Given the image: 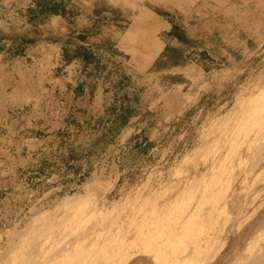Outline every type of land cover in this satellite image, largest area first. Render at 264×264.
<instances>
[{
	"label": "rangeland",
	"instance_id": "374dc122",
	"mask_svg": "<svg viewBox=\"0 0 264 264\" xmlns=\"http://www.w3.org/2000/svg\"><path fill=\"white\" fill-rule=\"evenodd\" d=\"M46 1L0 0V262L264 264V0Z\"/></svg>",
	"mask_w": 264,
	"mask_h": 264
},
{
	"label": "bare ground",
	"instance_id": "6f19581e",
	"mask_svg": "<svg viewBox=\"0 0 264 264\" xmlns=\"http://www.w3.org/2000/svg\"><path fill=\"white\" fill-rule=\"evenodd\" d=\"M253 85V84H252ZM257 86H259V85H257ZM256 86V87H257ZM254 87H255V84H254ZM259 88V87H258ZM262 89V90H261ZM250 91V90H249ZM252 91V90H251ZM250 91V92H251ZM252 95V94H251ZM254 96H250V98H252V99H254V98H256L255 100H262L263 99V97H264V85L262 84V86L259 88V91L256 93V94H253ZM240 96V95H239ZM248 98H249V96H248ZM245 101H246V99H245ZM251 101V100H250ZM260 101H259V104H258V108H256L255 107V110L257 111V112H259V110L262 108V106H260ZM256 103V102H255ZM241 106H243V105H241ZM247 106V105H246ZM253 106V108L252 109H250V107L249 108H247L245 111H243V112H240V115L237 117V119L239 120V118H240V120L239 121H242L243 119H245L246 120V115H250V114H252L253 113V111H255L254 110V105H252ZM264 108V107H263ZM240 109H242V108H240ZM250 110H252V111H250ZM241 111V110H240ZM264 112V111H263ZM245 113V114H244ZM262 113V112H261ZM260 113V114H261ZM258 115V114H257ZM246 116V117H245ZM253 116H255V115H253ZM262 115H260V117H261ZM250 117V116H249ZM263 117V116H262ZM257 118H259L258 116H257ZM264 118V117H263ZM234 119V118H233ZM244 120V121H245ZM258 120V119H257ZM250 121V120H249ZM254 122H256V121H254ZM223 123V122H222ZM253 123V122H252ZM263 124H264V121L262 122ZM240 124V123H239ZM259 125V124H258ZM262 125V124H261ZM255 126H256V124H255ZM262 126H264V125H262ZM240 127V126H239ZM238 127V128H239ZM259 128V126H256V128ZM261 127V126H260ZM255 129V131H253V133H252V136H254V138H257L259 135H257V134H259V131H261L262 130V128H260V130L259 129ZM239 130V129H238ZM249 130V129H248ZM263 131V130H262ZM251 133V132H250ZM261 134V133H260ZM263 134H264V131H263ZM263 134H261V135H263ZM241 136V135H240ZM264 136V135H263ZM241 138V137H240ZM252 138V137H251ZM252 140H254L253 138L252 139H250V141H252ZM258 140V139H257ZM261 140H262V138H261ZM249 141V140H248ZM250 141H249V143H250ZM247 144V143H246ZM252 144V143H251ZM250 145V144H249ZM247 146V149L249 150V146H248V144L246 145ZM264 146V145H263ZM250 149H252V148H250ZM253 150V149H252ZM259 151V150H258ZM258 157V156H257ZM261 159V158H260ZM222 162V161H221ZM256 163H257V161H256ZM255 164V163H254ZM191 177V176H190ZM260 178V177H259ZM228 181V180H227ZM198 184V183H197ZM183 187V186H182ZM203 189V188H202ZM212 192V191H211ZM189 195V194H188ZM146 196V195H145ZM180 196V195H179ZM223 197V196H222ZM216 198V197H215ZM143 200V199H142ZM147 201V200H146ZM145 202V201H144ZM176 204V203H175ZM154 206V205H153ZM186 206H187V204H186ZM166 207V206H165ZM162 208V207H161ZM156 209V208H155ZM146 210V209H145ZM172 210V209H171ZM171 210H169V211H171ZM143 212V211H142ZM138 213V212H137ZM155 213V212H154ZM169 213V212H168ZM170 214V213H169ZM176 214H177V211H176ZM143 216V215H142ZM160 216V215H159ZM176 216V215H175ZM167 218V217H166ZM169 218V217H168ZM134 219V218H133ZM176 219V218H175ZM211 219V218H210ZM153 220V219H152ZM163 220V219H162ZM185 220V219H184ZM138 221H140V220H138ZM147 221V224H148V222H150L151 224H152V222H156V220H154V221H151L150 219L148 220H146ZM145 221V222H146ZM169 221H171V220H169ZM132 222V221H131ZM172 222H173V220H172ZM187 222V221H186ZM133 223V222H132ZM147 224H144V225H141V227H139V225H138V229L136 230V232L134 233L135 234V236H132L133 237V239L134 240H136V239H143V240H150V239H152L153 240V237L156 235H154V232L156 231L155 229H153V226L151 227V225H149V227H148V225ZM159 224V223H158ZM157 224V225H158ZM173 224V223H172ZM203 224V223H202ZM175 225V224H174ZM185 225V224H184ZM200 225V224H199ZM130 226V225H129ZM169 226V225H168ZM183 226V225H182ZM184 227V226H183ZM182 227V228H183ZM39 228V227H38ZM158 228V227H157ZM168 228V227H167ZM170 228V227H169ZM175 228H177V227H175ZM174 228V229H175ZM181 228V229H182ZM185 228H186V226H185ZM191 228H193V227H191ZM173 229V228H172ZM184 229V228H183ZM35 230V229H34ZM155 230V231H154ZM158 230V229H157ZM166 230V229H165ZM167 230H169V229H167ZM167 230H166V232H167ZM187 230V229H186ZM197 230V229H196ZM201 230V229H200ZM164 231V230H163ZM171 232L173 231V230H170ZM182 231V230H181ZM199 231V230H198ZM33 232V231H32ZM35 232V231H34ZM40 232V231H39ZM169 232V231H168ZM202 232H203V230H202ZM131 233V232H130ZM156 233V232H155ZM173 233V232H172ZM188 233V232H187ZM30 234V233H29ZM90 234V233H89ZM126 234V233H125ZM133 234V233H132ZM170 235H172V234H170ZM169 235V236H170ZM23 236V235H22ZM24 236H26L25 235V233H24ZM44 236H45V234H44ZM174 236H175V234H174ZM178 236L179 237H181L179 234H178ZM198 236H201V235H198ZM31 236H29L28 237V239L27 240H29V238H30ZM177 236H175L174 238H176ZM187 237V236H186ZM203 237V236H202ZM178 238V237H177ZM18 239V238H17ZM23 239V238H22ZM46 238H39V240L37 239V241L35 240L33 243L32 242H30L31 243V245H32V247L33 248H31L30 247V253H29V250L27 249V252H23V250H25V248H23L24 246H25V242H23V244L21 243V241H20V243H18L17 245H16V247H15V251H17V250H19V252H18V255H17V253L16 254H13L12 252H10V253H12L16 258H17V260L19 259L21 262H23L24 264H50L51 262H58V260L61 262V260L63 259L62 257H60V256H63L64 254L62 253V252H67V250H69V249H66V246L65 245H63L62 246V249H59V251H58V253H57V251L55 252H53V254H48V250H49V247H50V245L48 244V245H46L45 244V242H44V240H45ZM130 239V238H129ZM169 239H170V237H169ZM173 239V238H172ZM26 239H24L23 241H25ZM41 240V242H39ZM132 240V239H131ZM142 240V241H143ZM151 240V241H152ZM176 240V239H175ZM178 240V239H177ZM195 239H193V241H194ZM210 240V239H209ZM74 241V240H73ZM116 241V240H115ZM130 241V240H129ZM200 241V240H199ZM253 241V240H252ZM27 242V241H26ZM113 242V241H112ZM140 242H141V240H140ZM144 242V241H143ZM146 242V241H145ZM167 242V241H166ZM165 243V242H164ZM171 243H173V241L171 242ZM177 243V242H176ZM69 244H71L72 245V243H69ZM68 244V245H69ZM91 244V243H90ZM116 244V243H115ZM129 244V243H128ZM168 244V243H167ZM167 244L165 245V246H167ZM170 244V243H169ZM203 244V243H202ZM257 244V243H256ZM30 244L28 245V242H27V246H31ZM120 245V244H119ZM119 245H117V246H119ZM149 245V244H148ZM164 245V244H163ZM213 245V244H212ZM73 246V245H72ZM151 246V244L149 245V247ZM155 246V245H154ZM169 246V245H168ZM175 246V245H174ZM210 246V245H209ZM159 248H160V246H158ZM171 247V246H170ZM182 247V246H181ZM180 247V248H181ZM195 247V246H194ZM72 248V247H71ZM90 248V247H89ZM115 248V247H114ZM118 248V247H117ZM166 248V247H165ZM177 248V247H176ZM197 248H198V246H197ZM259 248V247H258ZM257 248V249H258ZM23 249V250H22ZM163 249V248H162ZM253 249V248H252ZM120 250V249H119ZM197 250V249H196ZM198 250H199V248H198ZM246 250V249H245ZM261 250V249H260ZM262 250H264V249H262ZM6 251H8V250H6ZM53 251V250H52ZM111 251V250H110ZM173 251V250H172ZM175 251V250H174ZM173 251V253H175ZM38 252H42V257H44L43 259H39L40 261L38 262V263H35L34 261H35V259L37 258H34V254L36 255V253H38ZM71 252V251H70ZM95 252V251H94ZM177 252V251H176ZM181 252V251H180ZM197 252V251H196ZM68 253V252H67ZM67 253H65V255L67 254ZM81 253V252H80ZM86 253V252H85ZM161 253H162V250H161ZM168 253V252H167ZM213 253V252H212ZM8 254V253H7ZM63 254V255H62ZM158 254V253H157ZM238 254V253H237ZM67 255H70V254H67ZM66 255V256H67ZM111 255V254H110ZM159 255H161V254H159ZM191 255V254H190ZM248 255V254H247ZM37 256V255H36ZM75 256V255H74ZM73 256V257H74ZM179 256V255H178ZM177 256V257H178ZM182 256V255H181ZM196 256V255H195ZM253 256V255H252ZM257 256V255H256ZM259 256V255H258ZM12 256L10 255V254H8V255H2L1 256V262H0V264H9V263H11V262H13L14 260H16V258L14 259L13 257L11 258ZM64 257V256H63ZM168 257V256H167ZM167 257H165V258H167ZM208 257V256H207ZM248 257H250V256H248ZM9 258V259H8ZM66 258V257H65ZM99 258V257H98ZM162 259H163V257H161ZM160 258V259H161ZM164 258V259H165ZM253 258V257H252ZM255 258V257H254ZM253 258V259H254ZM259 258V257H258ZM262 258V257H261ZM13 259V260H12ZM61 259V260H60ZM68 259H70V258H68ZM110 259V258H109ZM239 259V258H238ZM245 259V258H244ZM256 259H257V257H256ZM18 260V261H19ZM74 260V259H73ZM103 260V259H102ZM183 260V259H182ZM196 260V259H195ZM51 261V262H50ZM78 261V260H77ZM264 261V260H263ZM15 262V261H14ZM17 262V261H16ZM69 262V261H68ZM239 262H240V260H239ZM242 262H244V261H242ZM22 263V264H23ZM59 263V262H58ZM107 263V262H106ZM237 263V262H236ZM248 263H249V260H248ZM12 264V263H11ZM67 264V263H66ZM235 264V263H234ZM254 264H263L262 262L260 263V261H259V259L258 260H256L255 262H254Z\"/></svg>",
	"mask_w": 264,
	"mask_h": 264
},
{
	"label": "trees",
	"instance_id": "16d2710c",
	"mask_svg": "<svg viewBox=\"0 0 264 264\" xmlns=\"http://www.w3.org/2000/svg\"><path fill=\"white\" fill-rule=\"evenodd\" d=\"M35 5H36L35 11L39 12V13H43V11L52 13L56 10V6H57V5L50 3L49 1H46V0H35ZM35 11L33 10V13H35ZM173 28H174V26H172V30H173Z\"/></svg>",
	"mask_w": 264,
	"mask_h": 264
}]
</instances>
